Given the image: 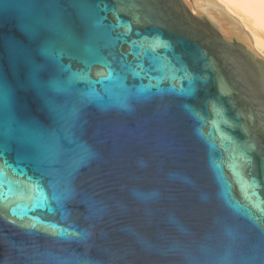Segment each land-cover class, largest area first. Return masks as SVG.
Listing matches in <instances>:
<instances>
[{"label":"water","instance_id":"95a60500","mask_svg":"<svg viewBox=\"0 0 264 264\" xmlns=\"http://www.w3.org/2000/svg\"><path fill=\"white\" fill-rule=\"evenodd\" d=\"M0 264H264V59L215 0H0Z\"/></svg>","mask_w":264,"mask_h":264},{"label":"bare ground","instance_id":"6f19581e","mask_svg":"<svg viewBox=\"0 0 264 264\" xmlns=\"http://www.w3.org/2000/svg\"><path fill=\"white\" fill-rule=\"evenodd\" d=\"M250 37L253 49L264 59V0H215Z\"/></svg>","mask_w":264,"mask_h":264}]
</instances>
